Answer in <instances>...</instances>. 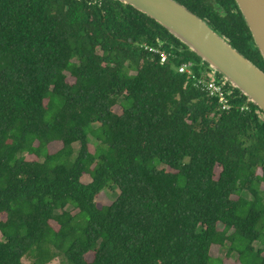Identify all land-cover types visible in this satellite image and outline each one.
Instances as JSON below:
<instances>
[{"label":"trees","instance_id":"16d2710c","mask_svg":"<svg viewBox=\"0 0 264 264\" xmlns=\"http://www.w3.org/2000/svg\"><path fill=\"white\" fill-rule=\"evenodd\" d=\"M177 1L264 71L234 0ZM186 62L119 1L0 0V264H264V113Z\"/></svg>","mask_w":264,"mask_h":264},{"label":"water","instance_id":"95a60500","mask_svg":"<svg viewBox=\"0 0 264 264\" xmlns=\"http://www.w3.org/2000/svg\"><path fill=\"white\" fill-rule=\"evenodd\" d=\"M155 21L199 58L200 68L236 89L264 113V71L239 53L207 21L177 0H114ZM264 63V0H234Z\"/></svg>","mask_w":264,"mask_h":264},{"label":"rangeland","instance_id":"374dc122","mask_svg":"<svg viewBox=\"0 0 264 264\" xmlns=\"http://www.w3.org/2000/svg\"><path fill=\"white\" fill-rule=\"evenodd\" d=\"M68 81L71 82L72 80L70 78H68ZM113 111L116 114H120V109L118 106L113 107ZM93 145H94V140L91 138L88 144V149L90 152H93ZM61 147V144L59 142H54L48 145V151L50 153H54L57 150H59ZM75 149L78 148L77 144H74L73 146ZM26 158L33 159L32 156H27ZM218 168L215 169V173H218ZM89 180L88 176H83L82 178V182H86ZM117 196V190L116 189H110V190H104L103 192H101L100 194H98L96 201L99 202V204L101 205H109ZM68 208V207H67ZM69 210H71L72 213H74V210H72L71 208H68ZM223 227L221 224L217 225V229L221 230ZM255 249H260L261 247L259 246L258 243L254 244ZM210 254L212 257L214 258H220L221 260L224 261V264H237V263H231L229 260H227L225 258V251L224 249H220L217 246H212L210 249ZM264 254V253H263ZM88 257H90V255H88ZM233 258V257H232ZM234 260V258H233ZM21 264H31V262L26 259V258H22L21 260ZM48 264H67L66 261L64 260L63 257L61 256H57L56 258L52 259Z\"/></svg>","mask_w":264,"mask_h":264},{"label":"built area","instance_id":"2783aa9c","mask_svg":"<svg viewBox=\"0 0 264 264\" xmlns=\"http://www.w3.org/2000/svg\"><path fill=\"white\" fill-rule=\"evenodd\" d=\"M148 50L154 54L159 55L160 63H165L167 59V55L159 50V47H152L148 48ZM193 63L192 62H186L176 67V70L180 74H185L190 76L191 79L194 80V85L202 86L205 91L209 93L210 96H217L218 102L221 105L222 109H225L228 107V100L227 96L229 95V91L223 92L222 86L226 83L222 82L219 78H216L214 74L211 72H208V81H205V79L201 77H197L195 73L193 72ZM200 67V66H199ZM201 69V68H200Z\"/></svg>","mask_w":264,"mask_h":264}]
</instances>
